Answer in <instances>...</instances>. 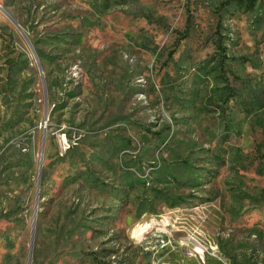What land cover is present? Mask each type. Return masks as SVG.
Segmentation results:
<instances>
[{"label":"rangeland","instance_id":"374dc122","mask_svg":"<svg viewBox=\"0 0 264 264\" xmlns=\"http://www.w3.org/2000/svg\"><path fill=\"white\" fill-rule=\"evenodd\" d=\"M0 264H264V0H0Z\"/></svg>","mask_w":264,"mask_h":264},{"label":"trees","instance_id":"16d2710c","mask_svg":"<svg viewBox=\"0 0 264 264\" xmlns=\"http://www.w3.org/2000/svg\"><path fill=\"white\" fill-rule=\"evenodd\" d=\"M238 2H249V4L253 5L255 4L256 0H237ZM14 59L8 58L5 63L9 64L10 66L14 64Z\"/></svg>","mask_w":264,"mask_h":264}]
</instances>
